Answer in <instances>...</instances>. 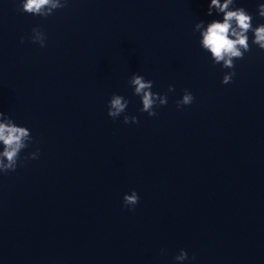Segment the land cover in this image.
<instances>
[{"label": "water", "instance_id": "1", "mask_svg": "<svg viewBox=\"0 0 264 264\" xmlns=\"http://www.w3.org/2000/svg\"><path fill=\"white\" fill-rule=\"evenodd\" d=\"M210 2L111 0L42 27L46 47L32 31L0 41V111L34 138L0 173V264H264V50L222 84L232 70L194 31L222 20ZM262 3L237 0L254 26ZM134 73L167 93L157 116ZM184 89L195 100L178 109ZM113 93L130 101L116 120Z\"/></svg>", "mask_w": 264, "mask_h": 264}, {"label": "clouds", "instance_id": "2", "mask_svg": "<svg viewBox=\"0 0 264 264\" xmlns=\"http://www.w3.org/2000/svg\"><path fill=\"white\" fill-rule=\"evenodd\" d=\"M69 0H19L17 11L21 14H29L47 18L54 14L56 10L66 8ZM259 16L264 18V3L259 4ZM213 12L222 16L221 19H214L205 25L200 21L195 25V32L200 34L199 44L201 48L210 54L214 65H221L225 69L232 71L226 73L222 79V84H230L236 75V61L244 59L245 53L251 52L252 46L264 50V23L254 26L253 16L243 6H237V0H211L207 15L212 16ZM253 33L254 38L250 40L249 33ZM21 37V43L24 42ZM32 43H38L40 47H46L47 35L40 27L32 29ZM130 86L134 89V95L139 96L142 102V113H147L150 117L157 116L156 108L165 106L168 103L167 93L160 95L153 92L154 81L147 80L139 73H134L129 80ZM175 91V86H169V92ZM195 100L194 95L188 89H184L181 100H178L177 108L190 106ZM130 101L124 96L115 94L111 96L108 104V116L113 120L118 119L126 112ZM123 123H139L136 116L124 115ZM31 131L26 126H19L5 112L0 111V173L9 174L17 170L18 164L23 163L21 152L30 147L33 143ZM40 149L30 153L27 159H38ZM140 202L137 191L132 190L131 194H125L123 203L130 211H135L136 205ZM195 257H193L194 259ZM188 252L181 249L175 257L178 262L188 260Z\"/></svg>", "mask_w": 264, "mask_h": 264}]
</instances>
